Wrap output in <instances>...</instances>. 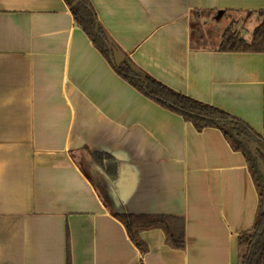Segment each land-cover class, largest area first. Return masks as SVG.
Returning a JSON list of instances; mask_svg holds the SVG:
<instances>
[{
    "label": "crops",
    "instance_id": "crops-1",
    "mask_svg": "<svg viewBox=\"0 0 264 264\" xmlns=\"http://www.w3.org/2000/svg\"><path fill=\"white\" fill-rule=\"evenodd\" d=\"M89 1L141 69L263 135L264 54L219 50L232 21L217 46L194 30L244 14L235 30L250 41L264 0ZM258 204L223 132L197 130L122 78L65 0H0V264H237ZM118 212L183 217L184 247L152 228L142 253Z\"/></svg>",
    "mask_w": 264,
    "mask_h": 264
},
{
    "label": "trees",
    "instance_id": "trees-1",
    "mask_svg": "<svg viewBox=\"0 0 264 264\" xmlns=\"http://www.w3.org/2000/svg\"><path fill=\"white\" fill-rule=\"evenodd\" d=\"M65 1L71 9L75 22L109 61L111 62V53L119 57V62L113 66L122 78L150 99L180 113L187 121L192 122L197 130L200 131L205 127L220 129L231 147L244 155L258 192L259 204L252 228L240 232L237 237V264H264V144L253 135L255 132L247 123L227 111L177 92L141 69L100 26L89 0ZM259 16V24L253 30L250 41L228 27L222 35L219 50L264 54V10L259 11ZM104 39L109 41L112 50L105 44ZM261 138L264 139V132ZM94 158L109 173L111 165L109 155L95 152ZM115 216L124 223L131 240L142 253H146L148 247L141 239L140 232L152 228L164 230L167 241L172 246L183 248L185 245L183 217L127 212H118ZM67 264H70L69 257Z\"/></svg>",
    "mask_w": 264,
    "mask_h": 264
},
{
    "label": "rangeland",
    "instance_id": "rangeland-1",
    "mask_svg": "<svg viewBox=\"0 0 264 264\" xmlns=\"http://www.w3.org/2000/svg\"><path fill=\"white\" fill-rule=\"evenodd\" d=\"M221 21L222 22H220V24H217V22L214 21L213 17L212 18L206 17V20H203V22L201 24L196 22L195 23L196 24L195 30L198 29V32L194 30V33L196 35L195 36V39H194V42L197 43V44L198 43L200 44L201 41H198V34L201 33V32H204V30L207 29L209 31V34H208V37H207L208 42H210L209 44H211V46H217V41H218L217 40L218 39L217 37L220 34V32L222 31V28L219 27L218 25H221V23H223V22H230V21H232L230 23V25H231L230 27L232 28V30L236 31L235 29H239L240 31H243V30H245L246 25L249 22L248 19H245V15L244 14L243 15L242 14H234V15L232 14L230 16H226ZM235 22H238L239 28H236L235 27V24H234ZM241 24H242V26H241ZM248 26L249 25H247V27Z\"/></svg>",
    "mask_w": 264,
    "mask_h": 264
},
{
    "label": "water",
    "instance_id": "water-1",
    "mask_svg": "<svg viewBox=\"0 0 264 264\" xmlns=\"http://www.w3.org/2000/svg\"><path fill=\"white\" fill-rule=\"evenodd\" d=\"M78 1L81 2V0H78ZM97 31H98V29H97ZM104 42H105V44L110 48V50H112L109 41H108L107 39H104ZM110 59H111V63H112L113 65H116V64L119 62V57H118V56H114L113 53H111V55H110ZM230 120H231V121H234L233 119H230ZM253 135H254V136H255V137H256L261 143L264 144V139L261 138V136L257 135L256 133H253Z\"/></svg>",
    "mask_w": 264,
    "mask_h": 264
}]
</instances>
